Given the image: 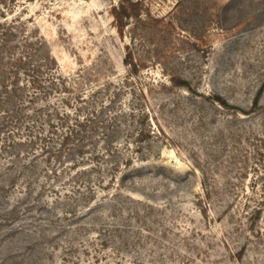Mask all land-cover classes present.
Listing matches in <instances>:
<instances>
[{
    "label": "rangeland",
    "instance_id": "1",
    "mask_svg": "<svg viewBox=\"0 0 264 264\" xmlns=\"http://www.w3.org/2000/svg\"><path fill=\"white\" fill-rule=\"evenodd\" d=\"M0 264H264V0H0Z\"/></svg>",
    "mask_w": 264,
    "mask_h": 264
},
{
    "label": "trees",
    "instance_id": "2",
    "mask_svg": "<svg viewBox=\"0 0 264 264\" xmlns=\"http://www.w3.org/2000/svg\"><path fill=\"white\" fill-rule=\"evenodd\" d=\"M117 14H118V12H117ZM117 14H116V15H117ZM118 16H119V15H118ZM118 16H116V17H118ZM119 20H120V18H119Z\"/></svg>",
    "mask_w": 264,
    "mask_h": 264
}]
</instances>
